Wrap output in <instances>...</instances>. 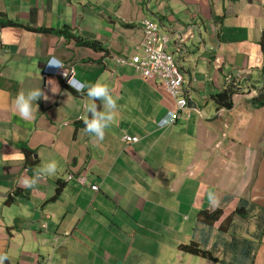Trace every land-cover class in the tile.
I'll list each match as a JSON object with an SVG mask.
<instances>
[{
    "label": "crops",
    "instance_id": "1",
    "mask_svg": "<svg viewBox=\"0 0 264 264\" xmlns=\"http://www.w3.org/2000/svg\"><path fill=\"white\" fill-rule=\"evenodd\" d=\"M263 1L0 0V13L29 27H0V256L10 264H179L185 255L191 264L177 246L194 239L210 248L207 235L217 232L204 226L241 233L223 215L208 225L197 211L227 204L228 217L243 199L259 219L249 230L258 243L251 264H264V108L246 102L264 86ZM145 19L166 35L191 109L165 128L156 123L173 103L163 84L115 61L134 54ZM53 56L61 68L47 64ZM65 67L72 85L103 78L117 98L102 140L84 131L83 106L93 101L67 83ZM235 77L232 107H216L211 95ZM37 87L46 98L20 118L13 97ZM124 134L138 141L123 143ZM51 160L53 175L31 188L19 183ZM223 220L230 224L220 227Z\"/></svg>",
    "mask_w": 264,
    "mask_h": 264
},
{
    "label": "clouds",
    "instance_id": "2",
    "mask_svg": "<svg viewBox=\"0 0 264 264\" xmlns=\"http://www.w3.org/2000/svg\"><path fill=\"white\" fill-rule=\"evenodd\" d=\"M142 29H143V27H142ZM143 33H144V30H143ZM161 33L163 34V32H161ZM166 50H167V48H166ZM134 52H135V50H134ZM169 54H171V53H169ZM131 56H133V55H131ZM130 57L129 58L125 57V59H127L128 63L122 64V65H130L129 64ZM174 61L177 65V68L179 69L177 61L175 59H174ZM46 62L49 66H52V67H56V68L62 67L61 61L54 56L50 57ZM130 67L134 71H136L132 65H130ZM64 69L67 73V76L64 77V79L66 80L69 75L72 78L73 69L71 67H69V68L65 67ZM136 72L140 75V73L138 71H136ZM179 72H180L181 78H182V90H183L182 96L186 100V109H185L184 113H180V115H178L175 119H172V115L174 113V108H175L174 107V100H173V98L169 97V95L167 94V96L169 98H171V100H172L173 108L171 111L167 112L166 115H164V117L161 118L156 123V126L158 128H165L168 125V122L174 123L178 119L186 120V119H188V117L190 115L191 109L187 104L186 94L184 92L183 75H182V72L180 71V69H179ZM140 77L142 79H144V77H142L141 75H140ZM146 78H148V77H146ZM69 79H70V77L67 79L68 80L67 83H69V85L74 87L75 91L77 93H80L81 91H83V94L86 95L88 98H90V100L93 101L92 103H88V104H85L83 106L84 113H85V117L83 118L84 131L86 133H91L92 135H94L97 140H102L103 136H104L105 128L113 120V116H114L113 110L116 108L117 98L113 97V95L110 92L109 86L107 85V83L104 82L103 78H97V80L91 84L78 83L76 85H72L71 80H69ZM37 98H41V99L46 98L44 92L40 89V87L18 92L12 99V105L14 106L15 114H17L22 119H27V118L31 117L32 112H33V105L36 106L35 101L37 100ZM231 99H232V96H231ZM97 100H99L101 102L103 110H98L97 104L95 103V101H97ZM187 109H189V110H187ZM193 110L195 112H197L195 109H193ZM137 141H138V138H137ZM123 143H125V142H123ZM134 143H136V142H134ZM128 144H131V143H128ZM56 170H57V163L55 160H51V161L46 162V163L42 164L41 166H39L38 169L35 171L33 177H29V176L21 177L19 180V183L25 188H31L36 183L35 177L45 176V175L51 176L56 172ZM70 177L72 178V176H70ZM82 184H87V179H84V183H82ZM90 187H91V185H90ZM92 190H93V188H92ZM96 191H98V190H96ZM208 199L212 203H218V201H216V199L214 197V194L211 192L208 193ZM43 227L47 228V224L44 223ZM177 248H178V246H177ZM204 248H207V247H204ZM4 259H6L5 256H0V264H3ZM46 260H47V258H46Z\"/></svg>",
    "mask_w": 264,
    "mask_h": 264
},
{
    "label": "built area",
    "instance_id": "3",
    "mask_svg": "<svg viewBox=\"0 0 264 264\" xmlns=\"http://www.w3.org/2000/svg\"><path fill=\"white\" fill-rule=\"evenodd\" d=\"M142 27L144 36L140 44L135 48L133 56L130 57L129 64L140 73L144 78L156 77L165 85V91L169 97L174 100V113L172 119H175L186 109V100L182 96V78L171 54L166 52V35L162 34L150 20H143ZM117 62L128 63L123 57H115ZM122 142L134 143L137 138L128 135L122 136ZM84 183V179H78ZM93 190H98V186L92 184Z\"/></svg>",
    "mask_w": 264,
    "mask_h": 264
},
{
    "label": "trees",
    "instance_id": "4",
    "mask_svg": "<svg viewBox=\"0 0 264 264\" xmlns=\"http://www.w3.org/2000/svg\"><path fill=\"white\" fill-rule=\"evenodd\" d=\"M4 26H6V27H14V26L25 27L23 25L14 23L13 20L7 18V16L5 14L0 13V27H4ZM25 28L29 29V27H25ZM42 31L50 33V31H47V30H42ZM55 34H58L59 36L63 35L67 38H73L71 36V33H69V31H57ZM82 44H83V46H89L92 48L95 47L97 49L100 48V46L98 44L91 43L89 41H83ZM260 44H261L262 49L264 50V35L261 38ZM101 50H102V47L100 48V51ZM150 78H152V77L144 78V80H148ZM153 78H155L161 82V80H159L158 78H156V77H153ZM162 84H163L164 89H165L164 83H162ZM237 90H238V84L237 83H235V85H231V82H228L226 87H224L222 90L217 91L215 94L211 95V98L213 99L214 103L216 104V107L225 108L227 110V109H230L232 107L231 96ZM165 93L167 94L166 91H165ZM247 103H248V106L251 108H255V109L264 108V90L261 91L259 94H257L255 97H252L249 101L247 100ZM24 152H25V154L29 153V151L27 149H24ZM239 201L242 203V205L239 208L237 207L236 210H234L233 212L236 213V211H237V214L242 216V215H245L246 213L249 212L248 209L245 208L246 204H249V202H247L246 200H239ZM250 205H252V204H249V206ZM250 208H252V207H250ZM223 212H224V210L222 208H217V209L212 210V211H209L207 209H201V210L197 211L196 216L201 222L208 224V225H213L215 221H219V219L223 215ZM231 215L232 214H230L226 218L227 221L231 220V218H230ZM224 223L225 222H223L220 227H223ZM230 242L231 241H227L224 239L223 244L224 245L227 244L228 247L229 246L233 247L234 250L240 249L239 253H242L245 255H250L252 245L250 244L249 241L242 240V242H239V243H236V241H235L234 242L235 244L233 242H231V243ZM244 243H245V245H244ZM228 247L224 248V250H228L229 249ZM241 247H243V248L241 249ZM178 249H180L181 251H184L186 253H190L191 255L192 254L193 255H199L203 258L210 259V261H215V262L219 261L222 264H227V262H225V260H220L217 257L213 256L211 254V252L209 251V249L200 248V246H198L197 243H195L193 241L190 242L189 244L178 245ZM4 256L6 257V259L3 260V264H10L8 256L7 255H4ZM228 264H234V263L231 262Z\"/></svg>",
    "mask_w": 264,
    "mask_h": 264
},
{
    "label": "rangeland",
    "instance_id": "5",
    "mask_svg": "<svg viewBox=\"0 0 264 264\" xmlns=\"http://www.w3.org/2000/svg\"><path fill=\"white\" fill-rule=\"evenodd\" d=\"M117 63L118 64H122L120 62H117ZM236 79H237V77L231 78V79L228 78L227 81L231 82V85H235L234 82L238 83V81ZM227 83H226V85H227ZM251 83L252 84H256V85L262 84V82H260V81H256V82L255 81H251ZM224 87H226V86H224ZM261 89L263 91L264 87H262ZM247 106H248V103H247ZM200 115L201 114L199 113V116ZM187 183H188V181L186 182V184ZM182 193H184L183 190H182ZM172 196H174V193L168 194L165 197V200L167 201V199L171 198ZM175 196L177 198L179 196L181 197V195H175ZM188 197H189V200H191V197H193V196L189 195ZM179 199H182V198H179ZM240 200H243V199H240ZM159 204L161 205V207H165L166 206V204L163 203V202H160ZM241 205H242V203L239 200H237L236 203L233 205V211L236 210L237 207L239 208ZM221 206H222V202L219 203V207H221ZM222 207H223V210L229 212L230 206L228 207L227 204H224ZM168 208H169V210H172V205L169 204V203H168ZM245 208L248 209V211H249V212L247 211L248 213H246L245 215H242V216H240L238 214V216H240L242 219L241 218L239 219L236 216L237 211H236V213L232 214L231 217H230L231 218V220H230L231 223L232 222L238 223L237 226H240L238 231H241V233L237 232V234H236L235 233L236 232V228L233 229V235H231L230 233L221 232L220 229H218V228H211L210 226H207V225L204 226L205 230H209L210 229L212 231H216L217 232V233H213L212 235H207V236H209L210 248H205V249H209V251L211 252V254L213 256L217 257L220 260H225V262H227V264L231 263V262L234 263V264H251V254L250 255H245V254L239 253L240 249L234 250L233 247H231V246L228 247L227 244L224 245L223 242H224L225 238H228V240H230V237H231V240H230L231 242L234 243L236 241V243H239V242H242V238L241 237L246 236L248 239H250L249 242L252 245V248H251L252 251L251 252L253 253V252H255L257 250L258 243H253V241L256 242V240H252L251 239V233L249 232V230H252L253 226L258 225L257 223H258L259 219L255 216L256 211H253L252 208H250L249 204H246ZM212 210H214V209H212ZM212 210H209V211H212ZM178 212L181 213L179 210H178ZM159 214H160V210L156 211V215L159 216ZM181 215L182 216H179V217H183L184 216L185 221L188 220V219H192V217H194L193 214H186V211H185L184 214L181 213ZM258 215H260V214H258ZM222 217H223L224 220L227 218V217H225V214H223ZM195 218H196V216H195ZM224 222L230 224V222H227V221H224ZM192 227H197V226H192ZM245 231H246V233H245ZM257 231H258V229H257ZM216 234H218V235H216ZM203 235H204V233H203ZM200 237H201V235H200ZM204 237H205V235H204ZM192 241L195 242L194 239H188V240H186V244H189ZM199 241L200 240H198V242ZM195 243H197V242H195ZM202 243H199V244L197 243V245L200 246V248L207 247V244H204V246H203ZM148 246H149V250H147L148 252L150 250L154 249V245L148 244ZM227 247L229 249L228 250H224V248H227ZM189 255H191V254H189ZM190 257L192 258V261L194 262V263H191V264H222L219 261L218 262L210 261V259L203 258V257H201L199 255H193L192 254ZM185 258H186V256L184 255L183 260L179 264H183ZM110 263L112 264V262H110ZM139 263H142V262H138L137 264H139ZM256 264H258V263H256Z\"/></svg>",
    "mask_w": 264,
    "mask_h": 264
},
{
    "label": "bare ground",
    "instance_id": "6",
    "mask_svg": "<svg viewBox=\"0 0 264 264\" xmlns=\"http://www.w3.org/2000/svg\"><path fill=\"white\" fill-rule=\"evenodd\" d=\"M187 111V110H186ZM171 124H173V122H168V125H171Z\"/></svg>",
    "mask_w": 264,
    "mask_h": 264
}]
</instances>
